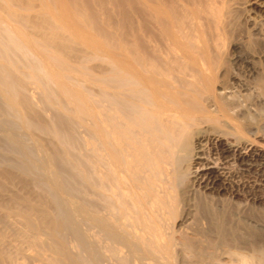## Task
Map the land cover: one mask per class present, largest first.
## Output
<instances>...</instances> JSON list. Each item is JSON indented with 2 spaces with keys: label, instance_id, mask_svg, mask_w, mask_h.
Listing matches in <instances>:
<instances>
[{
  "label": "bare ground",
  "instance_id": "1",
  "mask_svg": "<svg viewBox=\"0 0 264 264\" xmlns=\"http://www.w3.org/2000/svg\"><path fill=\"white\" fill-rule=\"evenodd\" d=\"M238 8L264 49V0H0V264H264L221 198L264 204Z\"/></svg>",
  "mask_w": 264,
  "mask_h": 264
},
{
  "label": "rangeland",
  "instance_id": "2",
  "mask_svg": "<svg viewBox=\"0 0 264 264\" xmlns=\"http://www.w3.org/2000/svg\"><path fill=\"white\" fill-rule=\"evenodd\" d=\"M111 5H109L108 6V8L110 7ZM109 9H111V7L109 8ZM240 9V10H239ZM114 10V7H113V9L111 10V12L110 13H112V11ZM242 9L241 8H238L237 9V12H236V15H235V17H234V22H233V24H235V25H233L232 27V30H231V32L232 33H230L229 35H228V37H229V39L227 40V41H225L226 43L224 44V46L225 47H223V50H224V53H223V58L224 59H226V60H230V59H228L229 57H231L232 55H234V54H248L247 52H246V50L248 49V46L246 45L247 43L249 44V46H251L250 44L252 43V41H253V43H254V41H255V43H256V39L254 40V38H253V40L251 41V31H250V28H249V26H248V22L247 21H245V19H244V14L242 15L241 13H243L242 11H241ZM128 11V10H127ZM115 12V11H114ZM114 12H113V14H114ZM239 12V13H238ZM117 13V12H116ZM239 14H241V15H239ZM112 15V14H111ZM115 15L116 14H114V15H112V16H114L115 17ZM113 21V20H112ZM237 21V22H236ZM253 21H254V19H253ZM250 22V21H249ZM235 27V28H234ZM234 29V30H233ZM248 34V35H247ZM247 35V36H246ZM249 36V37H248ZM231 39V40H230ZM233 41V42H232ZM249 41V42H248ZM231 43H235V44H231ZM252 43V44H253ZM256 45V46H255ZM254 46H251V47H249V49L251 50V51H249V49H248V52H252L253 51V53H249L247 56H248V59H249V62H246V64L245 63H243V65L241 64V66L239 65L238 66V70H240V71H238L237 70V76H240V78H239V80L242 82V84H240V86L238 85V82H237V85L236 84H234V86H233V84L232 83H230L231 81H229L228 80V78H227V75H224V76H222V79L223 80H225L226 82H227V84L229 83V85H231V87H233V92H235L234 94L236 95V96H238L239 98L241 97V96H239L238 94L240 93V95L242 94V97H243V95H244V97L242 98V99H247V101L245 100V104H244V106H243V113H242V116H241V121H242V123H243V137H245L244 138V140L245 141H247V142H254L255 141V144L257 145V146H260V147H262V148H264V87L262 88V84H264V82H262L263 81V79H264V72H261V69H260V67L262 68L263 67V69H262V71H264V60H263V54L264 53H262L263 52V48L259 45V44H255ZM259 45V46H258ZM245 46H246V49H245ZM257 49H256V48ZM254 48V49H253ZM261 48H262V50H261ZM253 49V50H252ZM255 49H256V51H255ZM259 49V50H258ZM258 50V51H257ZM243 51V52H242ZM245 51V52H244ZM229 52V53H228ZM233 53V54H232ZM254 54V55H253ZM258 56H260L259 58H258ZM250 57V58H249ZM253 58V59H252ZM255 58V59H254ZM250 59H252V61L253 60H255V61H251ZM258 60V61H257ZM260 60V61H259ZM263 62H262V61ZM251 61V62H250ZM257 61V62H256ZM228 62V61H227ZM253 63V64H252ZM263 63V64H262ZM255 64V65H254ZM260 64V65H259ZM230 65V64H229ZM250 65H254V66H250ZM231 67L232 66H228L227 65V68L229 69H231ZM243 67V68H242ZM249 68V70H248V68ZM258 67V68H257ZM239 68H241V69H239ZM244 68H245V70H244ZM247 68V69H246ZM256 68V70H254ZM230 69H229V72H230ZM252 69V70H251ZM259 69V70H258ZM232 70V69H231ZM246 70H247V72H246ZM258 70V71H257ZM234 71H236V70H233V72ZM239 72V73H238ZM248 72H251L250 74L248 73ZM257 72H258V75H255V74H257ZM240 73L242 74V75H240ZM254 73V74H253ZM262 73V74H261ZM259 75H261V76H259ZM260 79H259V78ZM261 77H262V81H261ZM259 79V80H258ZM257 80H258V85H257ZM254 81H256V82H254ZM261 81V82H260ZM236 82V81H235ZM259 82H260V84H259ZM262 83V84H261ZM240 87V88H239ZM257 87V88H256ZM243 88H248L247 90L245 89V90H242ZM238 89V90H237ZM259 89V90H258ZM33 91V95H34V102L36 103V105L39 107V106H41L40 104V100H38L39 98V96H37L38 94L36 93V89H32ZM240 90V91H239ZM237 93V94H236ZM36 96V97H35ZM38 98V99H37ZM36 99V100H35ZM252 103V104H251ZM248 104V105H247ZM45 108H47V106L45 107ZM246 108V109H245ZM247 110H248V112H247ZM44 114H43V116H44V118L47 120H49V119H51L52 117H53V115L55 114V111H54V109H49V108H47V109H45L44 111H42ZM46 113V114H45ZM243 118V119H242ZM74 133L76 134V136H77V139H78V143L80 142H83V138L85 137V131H84V129L82 128V127H80V126H76L75 128H74ZM248 138V139H247ZM247 139V140H246ZM80 140H82V141H80ZM252 140V141H251ZM258 141V142H257ZM252 142V143H253ZM7 156V155H6ZM0 157H1V155H0ZM237 177H239V176H236L235 177V180H238V181H240V182H243V180H244V183H246V181L247 182H249V180L251 179V177H249V176H240L239 178H237ZM242 177V178H241ZM247 179V180H246ZM249 179V180H248ZM242 180V181H241ZM198 192H196V196H195V200H194V202L192 201V203H191V205H190V208H189V210H190V215L191 214H194V212H195V209H194V207H193V204L194 203H196V201L198 200L197 199V196H198V194H197ZM200 193V192H199ZM55 196H57V197H59L57 194H55ZM201 194H199V197L201 198ZM198 197V198H199ZM223 197H225V201H226V199H227V203H229V206L232 208V206H231V204L233 205V207H235V205H234V203L236 202V203H241V204H243L242 205V207H244V208H242L243 209V212H244V214H246V215H253V216H255L256 217V220H257V223H254V222H251V221H249V220H245V221H243V219H245V218H242V215H244V214H242V213H237V215H236V213H233L234 214V218H236L238 221H242V223H238L239 224V226L236 228V229H234V227H233V229H234V231H236V232H238V234L237 233H235V234H237L238 236H239V239L238 240H230V241H228V243H229V246L230 247H233V248H239L240 250H244L245 252H248V253H251V252H253V253H255L259 248H264V204L263 205H259V206H255V204H251L250 205V202L249 201H246V202H244V200H242V199H240V197H236V198H234L235 200H228V198H226V194H222V197L221 198H223ZM197 199V200H196ZM224 199V198H223ZM234 202V203H233ZM245 203V204H244ZM253 205L255 206V207H253ZM230 208V209H231ZM234 209V208H233ZM186 212H189L188 210H186ZM192 212V213H191ZM235 212V211H234ZM250 212H251V214H250ZM257 212V213H256ZM184 212H182V214H183ZM241 215V216H240ZM238 216V217H237ZM188 217H189V215H188ZM195 217H196V215H195ZM179 218H181V217H179ZM178 219V218H177ZM180 220L181 219H179L177 222H176V228H178L179 227V222H180ZM196 220V221H195ZM194 221L192 220V222L191 223H189V224H186V223H188L189 222V219L186 221V223H184L185 225H189V226H192V227H199L200 229L202 228V229H207V226H206V221L205 220H203L202 218H196ZM198 220V221H197ZM200 222V223H199ZM246 222H248V223H246ZM250 222V223H249ZM178 223V224H177ZM199 223V224H198ZM259 223V224H258ZM180 225V228L183 226V227H185V225ZM202 224V225H201ZM242 224V227H243V229H242V227L240 228V225ZM254 224H255V226H254ZM178 225V226H177ZM235 225V224H234ZM248 226V227H247ZM83 226L81 225V227L80 228H82ZM231 229V228H230ZM238 229L240 230V229H242L241 231H242V233H241V231H238ZM252 231H251V230ZM232 230V229H231ZM247 230V231H246ZM257 232H256V231ZM253 232V233H252ZM211 233V235H215L213 232H210ZM239 233H240V235H242L241 237H240V235H239ZM254 234V235H252V234ZM253 237L254 239H252L251 237ZM215 237V236H214ZM69 238V242L71 243V245L73 244V247H74V245H75V247H76V242L75 241H72L71 239H70V237H68ZM75 242V243H74ZM75 249V248H74ZM72 251H73V249H72ZM75 251V250H74ZM77 252V251H76ZM33 264H40V263H38L37 261L36 262H34Z\"/></svg>",
  "mask_w": 264,
  "mask_h": 264
}]
</instances>
